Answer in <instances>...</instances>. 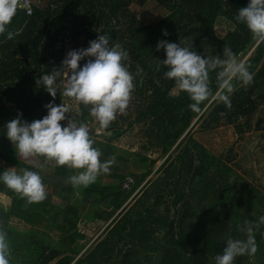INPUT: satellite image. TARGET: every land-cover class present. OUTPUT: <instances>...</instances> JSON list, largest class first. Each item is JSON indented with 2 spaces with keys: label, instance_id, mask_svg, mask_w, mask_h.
Segmentation results:
<instances>
[{
  "label": "trees",
  "instance_id": "1",
  "mask_svg": "<svg viewBox=\"0 0 264 264\" xmlns=\"http://www.w3.org/2000/svg\"><path fill=\"white\" fill-rule=\"evenodd\" d=\"M147 1L33 3L31 14L20 8L8 26L10 31L19 30L18 35L10 40L0 35V173L9 166L37 171L47 192L43 202L27 205L0 182V192L10 198L8 206L0 204V230L10 243V264H215L228 239L246 238L240 231L246 221L254 223L264 216V193L237 172L234 166H240L233 162L232 150L215 155L191 133L198 123L212 128L221 121L233 123L242 133L253 127L251 117L264 110V43L253 41L245 25L234 19L248 0H153L167 13L143 23L130 5ZM218 23L227 28L222 36L215 30ZM98 34H107L110 46L119 43L129 53L125 63L135 77V114L132 119L127 113L117 116L99 133L97 123L89 127L94 120L87 108L73 109L70 115L87 125L93 146L102 153L100 159L115 157L108 174L87 188H74L67 183L73 170L55 167L43 158L37 165L20 160L4 126L18 113L27 122L41 119L47 114L44 105L64 102L59 93L53 98L37 86L36 80L61 67L68 41L86 48ZM80 35L85 39L79 40ZM184 37L192 39L193 50L202 56L222 55L227 46L250 66L253 83L244 88L234 81L231 108L206 102L200 113L193 112L187 94L176 95L174 81L164 78L166 69L156 70L159 59L166 58L163 49L156 51L158 41L178 43ZM137 64L143 69L139 76ZM211 77L215 92V73ZM66 122L61 121L62 126ZM134 122L146 124L143 148L161 149L162 161L155 170L157 159L122 152L112 144ZM12 218L28 225L27 236L14 231ZM81 220L108 222L86 249L84 234L78 231ZM261 233L264 228L256 234V254L238 257L235 264H264Z\"/></svg>",
  "mask_w": 264,
  "mask_h": 264
},
{
  "label": "clouds",
  "instance_id": "2",
  "mask_svg": "<svg viewBox=\"0 0 264 264\" xmlns=\"http://www.w3.org/2000/svg\"><path fill=\"white\" fill-rule=\"evenodd\" d=\"M21 0H0V35L13 39L19 30L10 31ZM30 14V13H29ZM237 23L245 25L253 41L264 43V0H248L247 6L239 8L234 17ZM168 35L166 31L163 33ZM89 46L70 50L61 61L60 68L43 74L36 80L53 98L59 93L64 102L44 105L47 114L31 122L17 118L4 126L5 135L22 160L43 158L55 167L73 170L67 183L74 188H87L99 176L108 174L115 157L102 161L101 151L94 147L87 125L78 121L71 112L80 106L88 109L89 116L98 123L101 130L109 128L118 115L126 114L135 89L134 75L129 70V53L121 44L110 46L107 34H98L88 42ZM164 50L166 58L159 59L156 70L166 69L163 75L174 81V93H186L191 103L189 109L201 112L206 102L223 103L231 108L230 94L235 90V82L247 88L253 83V74L246 61L238 59L234 52L224 46L222 55L202 56L193 50L192 39L181 38L178 43L158 41L156 51ZM85 62L81 66L80 61ZM143 69L136 65V76ZM215 73L216 90L212 88L211 74ZM67 120L66 126L61 121ZM0 182L17 194L27 205L41 203L47 192L41 175L37 171L21 168L0 173ZM264 228V216L256 222L246 221L240 227L245 239H228L222 254L215 256V264H235L238 257L254 256L258 250L256 234ZM264 235V233H261ZM10 243L7 233L0 230V264H10Z\"/></svg>",
  "mask_w": 264,
  "mask_h": 264
},
{
  "label": "rangeland",
  "instance_id": "3",
  "mask_svg": "<svg viewBox=\"0 0 264 264\" xmlns=\"http://www.w3.org/2000/svg\"><path fill=\"white\" fill-rule=\"evenodd\" d=\"M31 2L32 4L37 3L40 6H44L46 0H31ZM130 8L136 14V16H138L143 21V23L154 22L162 18L167 13L164 7L159 6L153 0H148L143 5H139L138 3L133 2L130 5ZM226 29L227 28L223 23L216 24L215 30L218 35H224L227 31ZM78 38L79 40H82L85 39V36L80 35L78 36ZM78 49L79 48L73 46L72 42L68 41L65 46L63 59L66 57L67 53L70 50ZM248 55L249 54H247V56ZM135 105V94L132 93V98L126 111V113L129 114V119H132L134 117L135 113L133 112V110ZM258 108H261V104H259ZM73 109H76V107H74ZM240 121H242V119ZM95 123L97 122H92L89 127L95 125ZM119 123L123 128L126 126L121 118H119ZM251 124L253 127L250 130H245L240 133L234 127L233 123H228L226 121H221L212 128H203L200 123H198L193 126L191 133L198 142L204 145L210 152L215 155H224L231 149L233 154V162L238 163L241 168L251 171L245 173L240 167L234 166L237 172L241 173L244 178L251 181L255 185V187H257L262 193H264V110L261 109L251 117ZM256 125H259V127H256ZM145 128L146 124L134 122L132 124V127L125 130L117 139L113 140L112 144L119 151H128L129 154L131 152L145 153L147 156L157 159L156 164L153 168L155 170V168L162 161L160 152L161 149L159 148V146H153L151 149L143 148L144 143L147 141V136L144 134ZM98 131L99 133L103 132L101 129H98ZM109 134V132L106 133V135ZM103 137L100 136L98 138ZM22 161L31 165L38 164V159ZM230 163L233 164L232 161H230ZM9 167L13 169V167ZM151 176L152 174H150L148 177ZM101 179L103 181H107L108 178L106 176H103L101 177ZM129 180L131 181L133 180V178ZM125 186L126 184H123V187ZM139 188L140 186L134 191L132 196L139 190ZM9 202L10 198L0 192V204L8 206ZM107 224L108 222L102 220H98L95 222L88 220H86L85 222L84 220H81L79 222L78 231L84 234V238L82 237V241L86 242V246L84 247V249H86L91 244V242H93V240L101 235V232L107 226ZM10 225L12 226L14 231L19 232L22 235H28V225H25L20 220L12 218L10 220ZM52 238H54V240L52 239L53 244L57 243V237L52 236Z\"/></svg>",
  "mask_w": 264,
  "mask_h": 264
},
{
  "label": "built area",
  "instance_id": "4",
  "mask_svg": "<svg viewBox=\"0 0 264 264\" xmlns=\"http://www.w3.org/2000/svg\"><path fill=\"white\" fill-rule=\"evenodd\" d=\"M32 5L31 0H21V8L25 10L26 14L32 13Z\"/></svg>",
  "mask_w": 264,
  "mask_h": 264
}]
</instances>
